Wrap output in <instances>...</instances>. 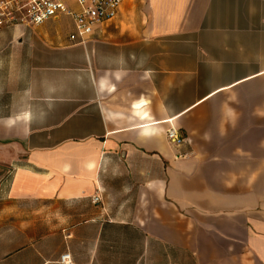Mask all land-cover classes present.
Returning a JSON list of instances; mask_svg holds the SVG:
<instances>
[{"label":"crops","instance_id":"crops-1","mask_svg":"<svg viewBox=\"0 0 264 264\" xmlns=\"http://www.w3.org/2000/svg\"><path fill=\"white\" fill-rule=\"evenodd\" d=\"M13 27L0 264H264V0H125L84 44Z\"/></svg>","mask_w":264,"mask_h":264},{"label":"built area","instance_id":"built-area-1","mask_svg":"<svg viewBox=\"0 0 264 264\" xmlns=\"http://www.w3.org/2000/svg\"><path fill=\"white\" fill-rule=\"evenodd\" d=\"M125 0H0V26H39L51 19L68 17L73 30L68 34L72 43L84 44L94 32L113 19ZM73 2L74 7L70 6ZM169 120L166 139L173 147L183 144L187 138ZM94 203L100 201L93 196ZM61 264H72L69 252L59 256Z\"/></svg>","mask_w":264,"mask_h":264},{"label":"rangeland","instance_id":"rangeland-1","mask_svg":"<svg viewBox=\"0 0 264 264\" xmlns=\"http://www.w3.org/2000/svg\"><path fill=\"white\" fill-rule=\"evenodd\" d=\"M17 30V27L13 26H0V48L4 47L5 45L10 48L11 43L10 41H14L16 43V40L10 39V37H13L15 31ZM23 31H40V30H57L60 31L62 34H67L69 30H73V24L71 20L66 17V18H61L57 22H51L48 26H34V27H25L22 29ZM11 57V56H8ZM7 184H5L6 186ZM4 184L2 187L5 189ZM2 188V189H3Z\"/></svg>","mask_w":264,"mask_h":264}]
</instances>
